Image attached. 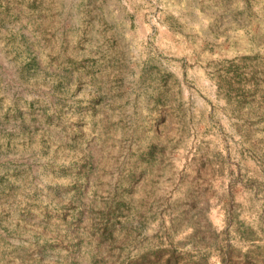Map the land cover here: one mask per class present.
I'll list each match as a JSON object with an SVG mask.
<instances>
[{
  "label": "rangeland",
  "instance_id": "rangeland-1",
  "mask_svg": "<svg viewBox=\"0 0 264 264\" xmlns=\"http://www.w3.org/2000/svg\"><path fill=\"white\" fill-rule=\"evenodd\" d=\"M0 264H264V0H0Z\"/></svg>",
  "mask_w": 264,
  "mask_h": 264
}]
</instances>
